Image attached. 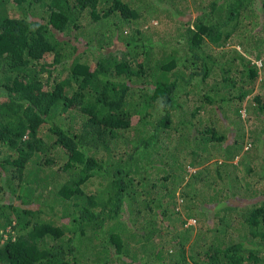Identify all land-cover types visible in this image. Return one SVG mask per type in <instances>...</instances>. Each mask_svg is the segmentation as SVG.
<instances>
[{
    "label": "trees",
    "instance_id": "trees-1",
    "mask_svg": "<svg viewBox=\"0 0 264 264\" xmlns=\"http://www.w3.org/2000/svg\"><path fill=\"white\" fill-rule=\"evenodd\" d=\"M263 53L264 0H0V264H264Z\"/></svg>",
    "mask_w": 264,
    "mask_h": 264
},
{
    "label": "rangeland",
    "instance_id": "rangeland-1",
    "mask_svg": "<svg viewBox=\"0 0 264 264\" xmlns=\"http://www.w3.org/2000/svg\"><path fill=\"white\" fill-rule=\"evenodd\" d=\"M152 20L153 21L150 24L148 23L149 27L151 26L152 28H155L158 25V26L162 27L165 30V32H167V33L168 32H170V33L174 32V31L170 30V28H169L170 25L166 24L167 19H165L164 22H162L163 24L162 23L158 24V21L155 18H153ZM159 20H160L159 22L162 21L161 19H159ZM145 27L147 28V25ZM168 28L170 31H166V30H168ZM123 33H124V35H127V30H125ZM80 39L83 40L82 37ZM83 44L84 43L82 42V46H83ZM262 56H263V59L258 61V65H260V66L264 63V53ZM258 91H259V93L264 94V88L261 87ZM241 123L244 127L243 130H241V131L239 130V133H238L237 132L238 130L237 129L235 130L233 128V134H232V131H231V133H229V136H230L229 137V144L233 142L237 133H238L237 136L244 135L245 140L248 142L244 143L242 151H247V149H249L251 152V154L245 158L249 159L250 157L253 156V158L257 161L258 156L260 157V155H261V157H263V155H264V149H263L264 148V140H263L264 139V113L261 116H259L257 119V117H252V115L246 114L243 111ZM258 139L261 140L262 142H260ZM256 140H258V141L253 144V141H256ZM224 144H226V142ZM231 149H232V145H231ZM225 151H226V149L224 147H221L218 152L220 154H222ZM247 152H249V151H247ZM253 153H255V154H253ZM239 157L235 158L234 161L237 162ZM260 161L261 160L259 158V162ZM188 225L194 226L193 232L196 231V229H197V228H195L196 227V219L191 218L188 221V224L186 226H188Z\"/></svg>",
    "mask_w": 264,
    "mask_h": 264
}]
</instances>
